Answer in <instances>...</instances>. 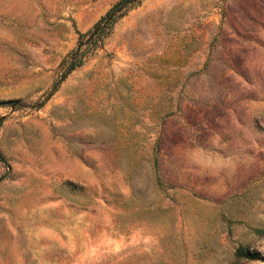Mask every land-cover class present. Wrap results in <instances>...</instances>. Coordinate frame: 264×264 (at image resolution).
I'll return each instance as SVG.
<instances>
[{"label": "rangeland", "instance_id": "374dc122", "mask_svg": "<svg viewBox=\"0 0 264 264\" xmlns=\"http://www.w3.org/2000/svg\"><path fill=\"white\" fill-rule=\"evenodd\" d=\"M116 1L0 0V264H264V0H140L64 74Z\"/></svg>", "mask_w": 264, "mask_h": 264}, {"label": "trees", "instance_id": "16d2710c", "mask_svg": "<svg viewBox=\"0 0 264 264\" xmlns=\"http://www.w3.org/2000/svg\"><path fill=\"white\" fill-rule=\"evenodd\" d=\"M139 1L140 0H117L101 17H99V19H97L92 24V26L85 33H79L76 48L69 55L70 57L67 62L64 74L70 72L73 68L80 65L87 49L96 45L102 36L108 32L115 19L123 14L128 8L137 4ZM82 37H85V48H81V45L83 44L81 42ZM234 256L236 258H244L248 260L259 259L258 253L250 251L247 247L242 245H237L235 247Z\"/></svg>", "mask_w": 264, "mask_h": 264}]
</instances>
